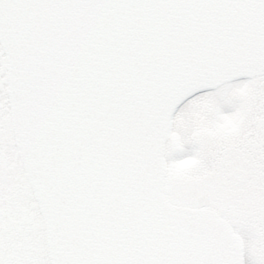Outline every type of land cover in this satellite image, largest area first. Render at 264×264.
I'll return each instance as SVG.
<instances>
[{
    "label": "snow or ice",
    "instance_id": "obj_1",
    "mask_svg": "<svg viewBox=\"0 0 264 264\" xmlns=\"http://www.w3.org/2000/svg\"><path fill=\"white\" fill-rule=\"evenodd\" d=\"M82 111L139 246H63L37 189ZM0 264H264V0H0Z\"/></svg>",
    "mask_w": 264,
    "mask_h": 264
},
{
    "label": "water",
    "instance_id": "obj_2",
    "mask_svg": "<svg viewBox=\"0 0 264 264\" xmlns=\"http://www.w3.org/2000/svg\"><path fill=\"white\" fill-rule=\"evenodd\" d=\"M68 132L72 141L66 150L50 149L65 161L57 172L62 176L68 173L67 181L55 183L47 173L36 177L37 189L46 190L54 201L64 205L61 215L77 221L67 226L61 221L63 246L113 248L125 243L143 244L138 235L136 204L128 197V185L116 175L121 161L109 155L100 117L82 111L70 118ZM35 155L38 158L39 149ZM78 184L84 191L74 192ZM116 232L126 234L125 238L117 239Z\"/></svg>",
    "mask_w": 264,
    "mask_h": 264
},
{
    "label": "rangeland",
    "instance_id": "obj_3",
    "mask_svg": "<svg viewBox=\"0 0 264 264\" xmlns=\"http://www.w3.org/2000/svg\"><path fill=\"white\" fill-rule=\"evenodd\" d=\"M201 118L203 119L204 117L202 116ZM195 163H196V157L191 156V157H185L183 160L178 161L177 166L179 168H188Z\"/></svg>",
    "mask_w": 264,
    "mask_h": 264
}]
</instances>
